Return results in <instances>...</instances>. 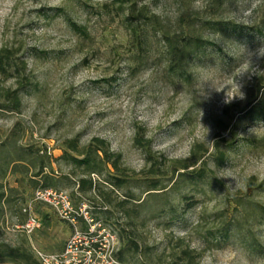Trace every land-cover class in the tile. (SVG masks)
Masks as SVG:
<instances>
[{
  "label": "rangeland",
  "instance_id": "374dc122",
  "mask_svg": "<svg viewBox=\"0 0 264 264\" xmlns=\"http://www.w3.org/2000/svg\"><path fill=\"white\" fill-rule=\"evenodd\" d=\"M136 2L155 13L170 32L181 35L194 26L214 43L189 61L190 80L169 75L157 36L149 26L147 51L135 48L124 14L112 0H0V48L14 51L25 62L26 74L36 82L22 95L19 112L0 110V141L8 140L10 148L14 144L42 150L54 173L62 175L70 171L60 158L65 141L78 136L81 146L99 137L112 151L121 153V166L132 183L150 168L134 145L136 132L143 131L152 151L163 156L157 166L165 173L164 183H168L171 162L188 157L194 144L202 145L208 149V168L223 181L222 188L206 181L150 197L143 186L130 183L135 199L146 200L142 209L135 208L137 216L130 225L114 206L124 199L126 188L102 184L111 192V204L95 197L96 192H88L87 197L112 211L110 222L117 232L120 225L127 229L138 243L141 261L157 264L161 256L158 264H169L167 253L182 238L200 253L194 264H264V255L252 249L242 235L250 227L251 236L264 245V214L253 212L251 204L245 209L242 205L236 208L234 202L228 204V200L240 199L264 205V121L241 118L233 124L223 113L228 105L244 107L264 83V37L231 29L212 32L197 28L200 19L208 18L247 27L260 25L264 0H227L220 9L212 0ZM66 16L85 25L89 36L73 32ZM0 79L4 78L0 75ZM4 87L14 88L15 84L12 79L0 80V95ZM235 109L232 107V114ZM220 121L230 123L229 133L221 131ZM232 135L236 141L226 149L227 161L215 166L216 147L224 149ZM15 165L17 170L8 172L5 180L17 187L12 193L17 198L5 206L0 217V241L58 250L72 228L47 205L33 204L40 227L30 237L19 228V209L31 199L33 189L30 174L24 175L20 164ZM108 168L113 171L110 165ZM91 179L102 181L103 176L92 174ZM180 194L193 195L194 204L167 223V209L172 205L181 210L184 205ZM137 203L128 202L126 207L133 209ZM42 213L50 216L48 227L42 226ZM230 219L238 220L243 231L232 234L219 248L205 247L195 227L200 224L203 233Z\"/></svg>",
  "mask_w": 264,
  "mask_h": 264
},
{
  "label": "trees",
  "instance_id": "16d2710c",
  "mask_svg": "<svg viewBox=\"0 0 264 264\" xmlns=\"http://www.w3.org/2000/svg\"><path fill=\"white\" fill-rule=\"evenodd\" d=\"M112 1L117 4L118 9L124 14V24L135 48L141 51V53L147 51L148 42L145 35L147 26H149L157 36L156 41L162 49L165 68L169 75L179 79L190 80L191 73L187 70L189 61L206 45H213L214 43L205 39L201 33L196 31L197 29L194 26H191L188 32L181 35L170 32L162 25L160 18L155 13L150 12L146 6L142 5L138 7L136 0ZM226 1L212 0V3L215 8L220 9ZM65 20L73 32L83 37L89 36L85 25L78 24L69 16H66ZM197 28L200 31L203 29L212 32L231 29L239 34L244 33L251 36L256 34L257 36L264 37V19H262L260 25L253 27L237 25L232 21L210 18L200 19L197 22ZM0 75L4 78L0 80L6 81L12 79L15 84L14 88H3L0 95V110L19 112L22 105V95L28 92V89L35 85L36 82H33L29 75L26 74L25 62L20 57H16L15 52L7 47L0 48ZM234 106H236V109L234 110L235 113L232 114V107ZM234 106L228 105L223 110L225 116H228L229 122L234 120L233 124H235L241 118L253 122L264 121V83L259 84L256 93L252 95L244 107L238 108V105ZM234 114L237 115L236 119L233 117ZM229 122L220 121L223 124L221 127L222 132H230ZM78 141V136L65 141L60 158L70 166V171L62 175L54 173L47 153L42 150H32L14 144L10 148L9 143H7L8 140L0 141V217L5 212V206L17 198L12 196L13 192H17V187L9 185L5 180V175L8 172L14 173L17 170V165L15 164H20L18 165L22 167L20 171L24 175L30 174L28 181L33 189V193L37 189L53 188L66 191L64 188H67L70 190L67 193L74 205L79 206L84 203L90 207L89 212L91 216L96 221H100L103 225L110 227L117 234L119 246L116 256L122 264H150L138 259V243L129 237V232L125 227L120 225L117 232L115 225L110 222V214H112V211L107 209L103 202L95 203L87 197L88 192H96L95 197H99L104 202L111 204V192L105 191L102 184L106 182L116 189L126 188L124 199L117 202L114 206L124 213V216L128 219L127 225H130L132 217L137 216L138 211L135 208L142 209L145 206L146 200L144 198L135 199V195L129 189L132 179L128 177L129 175H126V168L121 166V153L112 151L108 143L99 137H93L88 143L81 146H79ZM235 141L236 136L232 135L230 140L225 144L224 149H220L218 146L216 147V151L214 152L215 156L212 157L215 166L225 164L227 161L226 149L233 147ZM134 145L143 152L145 161L150 165L147 173L135 179L133 181L134 183H132L143 186L145 195H149L150 197L161 196L166 191H179L185 186H197L199 183L206 181L218 187H224L223 181L215 176L212 169L208 168V156H206L208 149L202 145L194 144L189 151L188 157L171 162L168 183L163 182V175L165 173L160 171L157 166L161 162L159 158H163V156H156L151 149V141L144 138L143 131L141 133L136 132ZM109 165L113 169L112 172L108 168ZM92 174L102 175V181H93L91 179ZM20 180H24V178L22 177ZM178 198L184 205L181 210L172 205L167 209V212L170 213L167 223H171L174 218L180 216L194 204L192 199L193 195L180 194ZM134 200H137L138 205H134L133 209L127 208L126 204ZM231 202L236 204V208L242 205L244 209L246 204H251L253 212L258 211L264 214V205L259 203H251L249 200L241 201L240 199L228 200V204H231ZM36 203L43 204L41 202ZM25 205L19 209L21 216L19 225H23L27 221V213L23 212ZM35 210L38 212L37 207ZM161 210L163 211V209ZM222 212L225 214L224 211ZM41 215L42 226L48 227L50 225V216L46 213H42ZM62 221L68 223L65 220ZM195 228L200 232L199 234L203 244L207 248H219L232 234H239L243 231L240 222L234 219L228 221L223 220L216 227L208 228L203 233L201 232L203 228L200 224ZM251 233V228L249 227L246 228L242 235L248 238V245L252 249L264 255V245L255 237L251 236ZM64 243L58 250H41L45 252H58L62 250ZM199 255L200 253L190 247L189 244H186L182 238L178 239L167 253L169 264H194ZM161 261V256H158L156 259L157 264L161 263ZM0 264L40 263L37 261L32 248L25 242L10 245L0 241Z\"/></svg>",
  "mask_w": 264,
  "mask_h": 264
},
{
  "label": "built area",
  "instance_id": "2783aa9c",
  "mask_svg": "<svg viewBox=\"0 0 264 264\" xmlns=\"http://www.w3.org/2000/svg\"><path fill=\"white\" fill-rule=\"evenodd\" d=\"M36 202L47 205L72 228L61 251L45 252L32 245L40 264H122L116 256L119 246L117 234L110 227L96 221L86 204L74 205L66 191L53 188L34 191L23 208V212L27 213V221L19 225L25 235L30 236L40 227L39 219L32 210Z\"/></svg>",
  "mask_w": 264,
  "mask_h": 264
}]
</instances>
